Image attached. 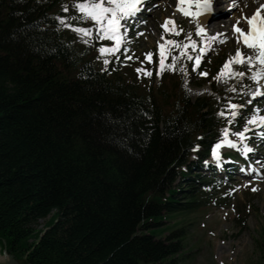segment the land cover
I'll return each mask as SVG.
<instances>
[{"label":"trees","instance_id":"trees-1","mask_svg":"<svg viewBox=\"0 0 264 264\" xmlns=\"http://www.w3.org/2000/svg\"><path fill=\"white\" fill-rule=\"evenodd\" d=\"M71 4L0 0V247L31 264H172L183 235L162 222L219 200L190 157L219 140L227 92L192 102L166 68L148 88L127 79L106 41L59 25ZM256 248L264 264V229Z\"/></svg>","mask_w":264,"mask_h":264},{"label":"rangeland","instance_id":"rangeland-1","mask_svg":"<svg viewBox=\"0 0 264 264\" xmlns=\"http://www.w3.org/2000/svg\"><path fill=\"white\" fill-rule=\"evenodd\" d=\"M257 1V2H256ZM166 1L160 0V6L156 8V12L146 21L137 22L135 28H131V23L128 24L127 36L131 40V43H126L122 46V72L127 79L137 80L140 85L146 86L157 84L161 81L160 72L156 71V76H148L144 74V71L137 72V69L149 71L156 66L160 70L159 66V44H164L165 40H176L180 43H189L188 37L197 44L196 49L189 47L185 49V56L179 55V50L174 49L171 46L166 47L165 64H172V56L178 57L175 62L174 68L171 72L177 71L181 83V88L184 93L191 99V101H199L203 99L212 98L215 96L214 88L216 90H225L229 92L232 89H236V86L240 83H246L242 86L244 90L242 92L250 94L255 89L256 85L251 79L253 72L264 70V66L258 63L249 68L247 64L232 63L231 69L235 72H244V77L236 76L229 78L226 75L220 76L219 80L214 79L218 76L222 65L230 58L233 57L237 48H240L245 56H255L256 53L246 48L242 43H236V33L233 31V25L242 19L243 10L239 7H235L226 14H223L224 21L231 20V26L229 29L221 28L220 30L211 29L205 34L197 35L198 25L193 17H186L180 15L176 11L177 0H172L170 8H162ZM255 4L252 3L250 7H246L244 16L250 17L252 11L257 8V5L263 0H255ZM223 6H228L227 2ZM223 8V7H221ZM227 7L223 8L225 11ZM247 12V13H246ZM179 14V15H178ZM246 14V15H245ZM228 16V17H227ZM175 21V27L177 29H183L180 35H175L173 32H165L161 27L165 23L166 19ZM226 18V19H225ZM245 21L243 20L239 25L241 26ZM246 24V23H245ZM86 26H91L86 22ZM173 26L169 25L171 29ZM248 26L243 28L247 30ZM200 28V26H199ZM142 33V34H141ZM222 34L220 39L226 42L220 43L219 41L211 42L210 50L201 53L200 47H204L203 41L207 36L215 34ZM225 34V35H223ZM132 38H136L132 40ZM96 42V41H95ZM113 47L114 42L109 41ZM130 49V51H127ZM127 55L133 56V59L126 58ZM147 53H152L151 62L146 58ZM187 55L201 56L200 68L196 66L195 60L187 59ZM170 56V57H169ZM118 60V58H116ZM192 64V66H191ZM149 67V69H148ZM166 69H169L166 67ZM165 71V69H164ZM227 73V70H225ZM201 72H207L208 75L202 76ZM264 85V78L259 82ZM261 92H264V88H261ZM228 95V94H227ZM225 96L223 102H228L230 98ZM216 97V96H215ZM251 101V103H247ZM260 99L258 96L253 98L251 95L246 99V105L248 110L262 109L263 105H259ZM224 108H226V104ZM227 109V108H226ZM240 114H244V110H238ZM252 131L258 129L249 125ZM220 153L227 152V148L219 149ZM197 174H203L197 172ZM203 175H206L205 173ZM253 182V183H252ZM223 185L219 188V191L223 193V200L216 204H211L206 208L197 210L196 212L175 215L168 220L163 221L160 229L165 230L161 235L166 237L173 231H181L183 236H180V240L183 245V250L179 255L174 257L172 264H259L260 251L256 248V242L259 240L262 230L264 229V179L258 181H249L247 183L236 182H218L216 185ZM253 189H256L255 191ZM237 211L244 213V219H246L245 229L241 230L237 220ZM239 215V214H238ZM57 219L53 214L46 220L40 221L35 229L37 232H43L47 229V226ZM177 239L173 240L174 242ZM3 250L0 247V255L3 256ZM3 260V261H2ZM5 259H0V264H5ZM25 264V263H24Z\"/></svg>","mask_w":264,"mask_h":264},{"label":"snow or ice","instance_id":"snow-or-ice-1","mask_svg":"<svg viewBox=\"0 0 264 264\" xmlns=\"http://www.w3.org/2000/svg\"><path fill=\"white\" fill-rule=\"evenodd\" d=\"M195 3V7L199 11L192 12L188 8L181 7L182 4H187L189 7ZM72 9L75 14L71 16V20L75 23H69V20L65 16H57L56 20L59 22L61 27H67L69 30L75 32L77 36L81 39L86 45H91L93 38L96 41L108 40L114 42V47H104L100 46L98 52L101 56L105 54H113L121 49L126 43H131V40L128 38L127 33L128 23H135L137 14L141 11L143 7L142 0H72L71 4ZM177 8L182 12L186 17H197L199 15L209 13L212 11L211 0H178ZM264 5H261L260 8H257L255 12L250 16H243L242 19L247 24V30L239 26L240 21L238 20L235 25H233V31L236 33V43H242L246 48L253 50L255 56H245L243 51L240 48H237L233 57H230L221 67L220 72L217 77L214 79L219 80L220 76L227 74L229 78H234L236 76L244 77L246 73L244 72H235L231 69L232 63L236 64H247L249 68L254 67L257 63L261 66H264V13H262ZM150 10V9H149ZM62 11L68 12V5H62ZM92 21L91 26H83L87 21ZM169 25L173 27L170 29ZM165 32H173L175 35H180L183 29H177L175 27V21L169 19L165 20V23L161 25ZM142 34V33H141ZM205 34L206 29L203 27L198 28L197 35ZM189 43H180L176 40H165L164 44H159V66L161 71L166 67L170 70H175L174 65L178 57L176 55L172 56V64H165L166 58V47L165 45L171 46L174 49L179 50V55L185 56V49L191 47L192 49L197 48L195 41H192L188 37ZM219 41L220 43L226 42L225 40L220 39V34L207 36L203 41L204 47L199 48V52L204 53L211 48V42ZM127 51H130L128 49ZM126 58L133 59V56L127 55ZM146 58L151 62L152 53H147ZM187 59L195 60V64L198 67L201 63V56L196 55H187ZM104 64H108L109 60L105 58L103 60ZM227 70V73L226 71ZM144 71V74L151 76L152 72L142 69H137V72ZM200 75L207 76V72H201ZM264 78V70H257L252 73L251 79L255 83L256 87L250 92V95L255 98L258 95H264V92H261V88H264V85L260 84V80ZM236 91V89H232ZM247 103H251L248 101ZM245 105H240L237 103H232L230 100L226 102V108L228 111H220L219 115L221 117H228V123L231 125L234 123L235 118L240 114L239 109ZM260 109L253 110L249 115L245 117V125L243 130L235 131L232 133L235 137L238 138V141H233L229 139V129H222L223 139L219 143H216L211 150V156L219 164L220 154L217 151L221 148L222 145H226L229 148H237L238 142L242 145L241 151L245 154L251 152L253 149L244 143L248 137L246 133L252 131V128L249 125L254 127H264V115H260ZM261 138H264V133H261ZM254 191L256 189H253Z\"/></svg>","mask_w":264,"mask_h":264},{"label":"bare ground","instance_id":"bare-ground-1","mask_svg":"<svg viewBox=\"0 0 264 264\" xmlns=\"http://www.w3.org/2000/svg\"><path fill=\"white\" fill-rule=\"evenodd\" d=\"M166 2L164 3V5H162V8H166L168 9L167 7L170 8V4L172 3V0H165ZM228 4V7L231 8V9H234L235 7H239L240 10H243L244 12L246 11V9L248 7H250L252 5V3H256L255 0H223V2H221V7L223 6L224 3ZM247 7V8H246ZM220 8V7H219ZM244 12H243V15L242 17L244 16ZM247 13V12H246ZM227 14V13H226ZM218 14H216L217 16ZM246 15V14H245ZM205 15L203 17H200L196 20L197 22V25L199 24L200 27H203L204 29H206V31H210L212 28L213 29H216L217 31L220 30L222 27L223 28H226V29H229V27L231 26V20H225L222 19V20H213L214 18V15L211 17ZM243 20H240V23L242 22ZM247 26V24L243 23L240 27L243 28L244 26ZM247 28V27H246ZM264 130V128H263ZM3 257H1L0 255V259H2ZM4 259V258H3ZM3 261V260H2Z\"/></svg>","mask_w":264,"mask_h":264},{"label":"water","instance_id":"water-1","mask_svg":"<svg viewBox=\"0 0 264 264\" xmlns=\"http://www.w3.org/2000/svg\"><path fill=\"white\" fill-rule=\"evenodd\" d=\"M3 256L6 260L5 264H19L18 261L15 260L13 255H9L6 248L3 250ZM31 264V263H28Z\"/></svg>","mask_w":264,"mask_h":264}]
</instances>
